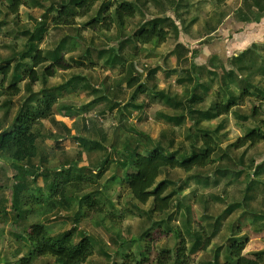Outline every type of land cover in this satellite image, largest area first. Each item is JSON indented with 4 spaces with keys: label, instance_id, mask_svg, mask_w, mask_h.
<instances>
[{
    "label": "rangeland",
    "instance_id": "rangeland-1",
    "mask_svg": "<svg viewBox=\"0 0 264 264\" xmlns=\"http://www.w3.org/2000/svg\"><path fill=\"white\" fill-rule=\"evenodd\" d=\"M61 1L65 0H27V6L11 15L6 10L10 0H0V66L10 59L13 66L29 41L49 62L50 52L58 51L69 67L31 88V105L36 99L54 102L51 118L36 126L41 134L38 154L26 165L31 176L25 186L47 195V185L67 169L95 183L72 194L69 211L43 204L17 220L10 205L15 172L0 157V264H25L24 230L36 223H47L54 236L72 230L74 242L79 240L78 232H85L94 251L84 264L121 263L120 254L131 251L140 260L147 231L155 256L175 250L181 241L177 236L181 237L189 264H225L233 241L244 243L245 257L264 253V145L235 147L237 139L253 129L264 133V0H98L74 25L54 28L53 12L47 17L44 13L58 8ZM120 2L136 6L135 17L123 29L84 28L96 14L99 18L112 14ZM157 17L172 21L163 25L169 31L164 45L137 46L129 39ZM38 23L44 24L43 33L38 32L40 41L35 39ZM253 31L257 44L238 46ZM175 35L198 56L192 58L181 47L173 52ZM211 45L218 49L209 59ZM118 46L123 50L116 55ZM230 71L233 76L227 77ZM135 73L142 75L138 84L145 89L136 97L135 87L131 91L126 87ZM231 81L234 84L227 91L223 85ZM11 84L10 76L6 86ZM19 86L21 94L11 99L0 91L1 130L10 127L21 105L32 97L24 91L25 82ZM132 96L136 101H131ZM189 96L202 98L193 105L196 111H214V104H226L228 98L235 106L227 115L196 123L197 114L185 113L184 100ZM174 103H180L178 108L170 107ZM206 135L215 147L209 165L190 172L168 169L160 175L158 182L169 185L165 195L172 197L167 211L151 212V200L138 204L120 185L126 146L128 153L144 154L160 146L187 157L201 152ZM88 196L100 200L108 215L91 213L80 219L74 231V215L81 198ZM29 264H55V256L46 252Z\"/></svg>",
    "mask_w": 264,
    "mask_h": 264
},
{
    "label": "trees",
    "instance_id": "trees-1",
    "mask_svg": "<svg viewBox=\"0 0 264 264\" xmlns=\"http://www.w3.org/2000/svg\"><path fill=\"white\" fill-rule=\"evenodd\" d=\"M97 1H61L58 8L46 10L44 17L53 12L51 25L54 28L70 27L74 25L73 22L76 18L87 16ZM24 6H27V0H10L6 10L9 14L16 15L18 10ZM135 15L136 6L134 3L120 2L113 6L112 14L103 18H99L96 14L93 19L84 25V28L92 31H110L112 26L116 25L121 30L127 24V20L133 19ZM169 21L170 23L172 22L167 17H157L150 20V22H145L130 35L129 39L134 41L137 46L151 44L153 47H159L169 37L168 29L163 26ZM35 28H37L35 39L40 41L41 38L38 32L40 34L43 33L44 24L38 23ZM174 28L176 33L179 32L175 25ZM32 32H27V34L31 35ZM174 37L177 40L178 37L176 35ZM32 38L34 39V36ZM27 43L13 66H11V59L7 60L5 65L0 66V91L3 94L2 96L10 99L19 96L22 92L19 86L20 82H25L24 91H26V94L32 95L21 105L8 129L1 130L2 126L0 124V157L6 160L9 163L10 169L15 172L13 176L14 184L11 185L10 205L11 209L16 213L17 220L24 215L30 216L34 214L36 208L43 204H47L52 208H62L69 211L73 203L72 194L80 193L95 183L93 179L86 177L81 172L71 174L69 173V169H67L63 170L59 178L54 179L47 185L49 189L47 195L38 189L29 190L25 186L26 179L31 176V171L26 165L29 161L35 159L38 154L37 142L41 134L36 126L42 120L51 118V108L54 102L51 99H36V102L31 105L30 103H32L31 101H33L32 98L34 96L31 88L33 84L40 82L44 78L53 77L56 72L67 71L69 68L64 65V59L59 56L58 51L50 52L52 58L51 62H49L41 50H35L29 41ZM177 48L184 50L187 54L189 52L187 49H184L183 45L177 44L173 50L176 54L178 52H176ZM122 50L118 46L115 54H119ZM192 55H196V52L194 51ZM178 57L177 55V59ZM46 63H49V65L43 69L40 76L37 73V69ZM233 73L234 71H230L227 77L233 76ZM10 76L12 84L8 87L6 83ZM141 78L142 75L135 73L134 77L128 81L127 85L130 88L136 86L134 95L145 92L142 85H136L140 82ZM223 86L228 91L230 85L224 83ZM201 100V97L192 96L186 101V116L197 114L199 118L196 120V123L208 122L227 115L235 106L234 101L228 98L226 104H214V111H196L193 105ZM179 105L180 103H175V108H178ZM262 131L260 128L251 130L243 137L237 139L235 147L242 148L246 145L260 143L264 145V133ZM214 148L213 139L209 135H206L204 148L201 152H193L187 157L177 156L176 153H168L160 146H154L150 150L146 149L147 151L144 154L139 153L137 150H132L131 153H128V147L126 146L125 153L127 157L122 162L124 175L120 180V185L136 203L146 205L151 200V212L163 213L172 204V197L170 194L165 195L169 188L168 183L165 181L158 182L162 172L168 169H179L184 172H190L193 169L205 168L211 163ZM116 179V177L112 178L113 181ZM104 212L107 216L108 213L100 200L89 196L81 198L80 207L74 215L75 224L73 230H76L80 219H86L91 213L97 215ZM149 232L147 231L144 234V238L148 240H145L144 249L139 254L140 260L135 259L136 255L131 251L130 253L120 254L121 263L113 262L111 264H151L153 262L155 264H170V262L173 264H189L187 247L184 240L180 239L181 237L177 236L181 241L175 250L162 251L155 256L153 240L149 237ZM160 232L163 231L161 230ZM23 235L28 246V259L23 260L25 264H29L32 258L46 254V252L55 256V264H84L94 251L92 242L87 238L85 232H78L79 240L74 242V232L72 230L68 234L54 236L52 235L51 227L47 223L30 225L24 230ZM164 235L166 236V234ZM146 242L150 243V245H146ZM208 245L209 243L204 247L206 248ZM243 248L244 243L233 241L229 247L228 261L225 264H264L263 252L255 253L253 258H248L242 255ZM192 249H194V246Z\"/></svg>",
    "mask_w": 264,
    "mask_h": 264
},
{
    "label": "crops",
    "instance_id": "crops-1",
    "mask_svg": "<svg viewBox=\"0 0 264 264\" xmlns=\"http://www.w3.org/2000/svg\"><path fill=\"white\" fill-rule=\"evenodd\" d=\"M247 31V30H246ZM181 33V32H180ZM256 33V31H253V32H248L247 33V35H245L244 36V38H242L241 39V43H239V45L238 46H241V45H243V44H245V42L247 43V42H254V44H257V42L258 41H254V40H257V35L255 34ZM185 37V36H184ZM256 38V39H255ZM256 42V43H255ZM177 44H182L184 47H185V49H187L189 52H188V54L190 55V56H193L192 55V53L194 52V51H190V50H192L190 47H187L184 43H183V41H179V36H178V38H177V40L174 42V46H176ZM248 44V43H247ZM250 44V43H249ZM162 45H164V44H162ZM161 45V46H162ZM156 48V47H155ZM215 48H217L218 49V47H214V46H212L211 45V47L209 48V50L208 51H210V52H208V57H209V59H211L212 57H214L215 56ZM174 50V49H173ZM222 51H223V49H222ZM222 51H221V53H222ZM196 52V55H194L192 58H195L196 56H198L197 54H198V52L197 51H195ZM220 53V54H221ZM242 54V53H241ZM238 56V55H237ZM208 59V60H209ZM195 63V62H194ZM230 70H233L232 68L230 69ZM234 83L231 81V82H226V85H230L229 86V89H228V91H230V89H231V87H232V85H233ZM137 86L138 85H141V84H136ZM126 87L129 89V91H131L132 90V88H134V87H136V86H133V87H129L128 85H126ZM135 89V88H134ZM138 94V93H137ZM137 94L135 95V97L137 96ZM133 97V96H132ZM130 98L131 99V101H136V98L135 97H133V98ZM192 96H189L187 99H185L184 100V102L186 103V101L188 100V99H190ZM170 99H167V101H169ZM92 100H89L88 101V103L89 104H91V106H92V102H91ZM173 102H175V101H173ZM170 105H168V107H169ZM171 108H173V109H176L175 108V103H174V105H173V107L172 106H170ZM185 113H186V110H185ZM65 117H67V116H70L69 114L67 115V114H65L64 115ZM57 117V115L55 116V118ZM63 117V116H62ZM221 117V116H220ZM171 118V117H170ZM219 118V117H218ZM50 119V118H49ZM173 118H171V120H172ZM176 123V122H175Z\"/></svg>",
    "mask_w": 264,
    "mask_h": 264
}]
</instances>
